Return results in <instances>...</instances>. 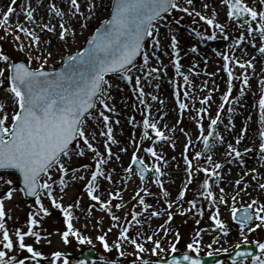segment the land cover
<instances>
[{
	"label": "snow or ice",
	"instance_id": "6c2138e0",
	"mask_svg": "<svg viewBox=\"0 0 264 264\" xmlns=\"http://www.w3.org/2000/svg\"><path fill=\"white\" fill-rule=\"evenodd\" d=\"M38 2V0H37ZM65 2L67 7H64ZM12 5L16 4V0H11ZM188 5L193 4V0H185ZM227 6V16L230 19L239 18L240 26L246 27V33L240 32L239 36L232 41L230 50H235L237 46H243L242 42L247 41L249 45L258 49L260 55L264 57V0H258L257 7H252L246 0H223ZM96 7L94 3L89 2L87 5L88 11ZM43 11L40 14V19H37L38 9L31 6L22 7L21 11L24 14L25 20H17L14 26H10L9 21L11 15L14 13V7L8 6L6 11H3L0 16V27H3L7 32L11 33L17 41L16 47L23 51L26 47L31 49L33 47H40L43 42V34L51 32L58 36V39L66 42L69 35L74 36L76 31V24L79 23L81 17L88 20L90 16L82 11V4L80 0H52L51 3L40 5ZM174 9H179L184 13H192L198 16L200 20L206 21L208 26L214 30L207 35V40H213L217 36L215 29L224 33V38L228 39L225 33V25L219 23L213 16L208 17L196 11L194 8L183 7L180 0H113L110 6V18L103 21L101 27L95 30L87 40V47H82L75 53L69 54L64 58V67L59 69L46 70L44 65L47 63V57L36 56L33 57L31 53L28 57V62H13V57L0 50V62L3 66L0 67V85H4L3 91L11 94V104L8 105L12 109L11 115L6 109L4 103H0V169L13 170V174L18 173L17 179L20 180L23 187L19 189L24 195L35 198V203L32 205L33 211H29L27 216V230L24 231L20 227L10 228L7 224L6 217L9 215L5 207V199L0 197V264H41V259L45 253L36 248L35 244L42 240V229L37 226L40 225V219L37 217H47L50 215V210L45 206L42 196H46L51 200L52 205L56 209H60L63 215V222L66 225V230L61 233L62 240L65 244L69 243V237H74L80 244H92L89 236L84 235L80 229H77L74 224L75 209L80 208L83 213L85 209L81 207V201L77 200L75 203L63 204L58 200L54 194V185L57 183L61 186L60 191L64 192L67 186L65 179L66 175L71 172L72 179H84L83 176H78L77 173L83 169L90 173V178L84 185L86 194L93 202H99V208L104 209L107 213H111L110 220L113 222L108 231L112 227H119L118 237L113 244H110L106 239L107 232L100 234L96 239L102 244L105 252H111L115 249L120 257L129 255L124 250V244L128 243L135 248L134 259L131 264H153L150 259H145L142 253L150 251L155 257L154 264H161L159 258L160 252H165L170 255L177 251V242L181 236L178 230L175 231V241L170 242L169 249L162 247V241L156 239L154 235L147 234L145 229V221L140 217L139 211H134L131 214V222H135L140 226L136 231L135 236L129 235L130 226L120 227L121 218L112 213V199L120 196V189L109 193V199L103 200L98 190L101 187V179L113 181L112 173L107 171L109 164L121 160L120 153L127 151L126 147H119L120 141L115 138L114 124L119 125L121 121L113 118L110 115L115 113L119 115L115 104H110L108 101L113 99L110 89L111 83L106 79L108 73L119 72L123 74V80L132 83L133 76L131 68L136 67V59L142 55L143 63L139 70L144 72L145 68H149V62L152 57H155L160 67H151L149 71L144 72V80H152L155 76L159 78L161 73L166 71L168 65H164L161 57L157 55V50H161V39L159 38L158 24L161 22L164 14L173 12ZM49 16L51 19L45 20L44 17ZM53 21H56L53 23ZM75 21V22H74ZM32 25L29 27L28 25ZM57 24L59 25V32L57 33ZM81 27H86V24H81ZM39 29V31H37ZM155 33V34H154ZM259 36V43L250 39L252 34ZM29 43L26 45L22 41V35ZM196 36L202 37L204 33L200 31L195 32ZM146 38H151L152 52L151 55L145 49ZM50 43V39L47 41ZM178 37L172 30L170 37L171 66L175 69V74L182 77L188 89L194 88L190 81V76L182 71V64L180 62L181 49L178 47ZM191 52H197V47L193 45ZM51 55V52L48 53ZM222 56L224 61L223 71L228 76L227 91L222 95V101L218 105L215 117H210V122L207 124V133L205 134V127L202 123L203 117L201 113H208L209 108L202 106L197 110L196 123L199 129L197 140L203 141L205 149H209L211 144L210 137H217L221 144L224 143V137L216 131V126L222 123L221 110L225 109L228 102L230 104V94L233 92V81L239 80L241 82L240 94L243 96L245 90L250 86L248 69H254V60H242L230 56L227 52L218 53ZM33 59L42 60L39 67L33 68L31 66ZM236 65L239 66V74H237ZM192 71L195 72V65L191 66ZM220 69H217L219 72ZM198 74V73H197ZM208 75H215V73H208ZM155 83V81H153ZM260 95L258 98L259 110V130L258 136L260 143L258 145L259 158L264 161V77L260 79ZM155 87L159 88V83H155ZM207 88V82L202 85ZM216 87L208 89V94L200 97L201 105H207L212 99V93ZM134 92L138 94V100L145 108L151 106L147 104L144 99L145 95L151 97L153 101L162 100L157 95L152 93H145L142 85V77L137 75L135 77ZM180 91L175 92L176 103L179 110L189 108V104L185 99H180ZM183 97L186 99L195 100L197 97L191 95L189 90L183 91ZM237 103L239 100L237 99ZM101 105L102 109L98 110L97 105ZM107 110V113L104 111ZM237 109L234 106H229L227 112L228 124L226 129L234 128L232 113ZM98 112V115H97ZM91 117L96 119L101 126L98 135L106 137L102 144L104 152L100 151L97 141V133H89V124L86 118ZM99 118H102L100 120ZM247 119L251 120V116ZM10 120V124L8 121ZM129 123L135 129L134 119H130ZM159 120L152 119L150 114H145L142 119V135L140 139H151L153 144L156 141H169L171 138L166 135L165 131L159 127ZM179 123V121H177ZM167 125H165V128ZM150 130V131H149ZM249 130L246 124L241 129V133L236 136V144L238 145L245 137L244 133ZM183 131V129H181ZM151 133H154V138ZM133 135L135 132L133 131ZM82 141V143H81ZM96 141V143H94ZM134 147L137 151L140 150L141 145L133 141ZM75 144V146H73ZM192 140L189 136L188 142L184 144V152L181 154L185 167L186 180L184 187L178 193L175 201L167 199L168 191L164 190V182L161 177L166 173L162 170V166L157 161L162 162L163 165H168V160L165 159L162 152L157 151L154 146H148L144 151L153 158V162L149 165L145 163L144 157L138 156L137 151H133L131 155V162L124 169L128 175L133 174V165H138V173L141 184L144 185L141 189L136 191V199L139 201L144 209H152V205L146 202L145 197L153 195L149 187L144 183L146 173L151 168L154 170V182L162 190V195L165 198L164 203L167 205L166 209L162 211L152 210L148 216V221L153 217H159L166 213L167 220L164 225H161L164 236L173 231L171 227L167 226L173 220L174 212L170 211L175 204L179 214H190L195 218L196 225L201 224L198 217L204 216V209L198 206L196 199L188 200L189 207H181L179 202L185 198L188 185L192 183L194 173L203 172L205 178L200 184V189L197 196L203 197L209 208L215 210L209 216V219L214 221L212 227L221 234L227 235L230 229L226 222L220 218L219 205H228V199L224 187L219 188L220 195L217 197L213 190V184L219 186L224 179L223 168L224 161L213 162L211 155L207 156L205 164L194 165L193 159L188 155L189 145ZM113 145L117 146V151H113ZM175 147V144H172ZM228 151L225 153L227 163L238 162L239 165L246 166V157L249 154H254L251 148H245L242 151L238 150L232 143L227 144ZM91 152V159L94 162V168L90 164H81L79 168L71 167L72 158L84 157L87 152ZM203 153L201 151L195 152V159L200 160ZM67 158V159H65ZM175 160V157L172 158ZM53 171L59 174L58 180H53ZM230 171V169H229ZM248 172L254 173L251 179L256 181L257 187L264 190V182H260V174L254 166L248 169ZM244 172L243 176L235 180L236 185H240L244 177L248 175ZM45 177H47L45 179ZM215 177L213 181L211 178ZM6 174H0V182H5ZM7 188L6 198L11 199L14 192L17 190L11 185L12 179L6 180ZM249 184L245 181L244 187L240 190L247 189ZM141 192L143 194H141ZM236 192L231 197V219L237 222L239 226V234L243 238V243H250L247 236L244 234L252 232L255 229L264 226V202L259 199H252L246 205L237 207L236 197L239 195ZM95 205L89 204L87 212L91 214ZM115 208L122 207L121 204H115ZM259 223H255V222ZM131 222L126 221L129 225ZM88 221H85L87 224ZM100 221L94 224V227L100 225ZM205 231L204 228H197L193 234L196 239L187 244V249L182 256L171 255L165 264H201L199 258L201 234ZM51 233H46L50 236ZM15 237V239L13 238ZM26 237L34 238V243H26ZM152 242L153 247L149 250L146 248L147 242ZM50 243V240L48 241ZM260 249L259 254H253L250 257L251 264H264V242L253 241ZM211 248V244L208 246ZM239 247V244L236 245ZM22 254L25 250L29 256L13 254L9 252ZM219 251V250H218ZM226 251V249H224ZM195 253L196 255H193ZM209 252L208 255H212ZM237 256H246L247 252H237ZM104 260V256L100 257ZM235 260V258H234ZM69 264L66 254L62 251H53L50 254L49 264ZM79 264H86V262H79ZM105 264H117L116 260H106Z\"/></svg>",
	"mask_w": 264,
	"mask_h": 264
},
{
	"label": "rangeland",
	"instance_id": "374dc122",
	"mask_svg": "<svg viewBox=\"0 0 264 264\" xmlns=\"http://www.w3.org/2000/svg\"><path fill=\"white\" fill-rule=\"evenodd\" d=\"M81 4L83 7H86L85 10L82 9V11L85 12V14H89V13H93L96 12V15H92L90 16V18L86 21V27L87 30H89V33L87 34V36L84 38L83 42L81 44H68V45H61L60 47L55 48L54 50H50L51 55H43L38 48H25L23 51L19 50L16 47L17 41H15L13 35L9 32H7L6 29H4L3 27H0V50L4 51L6 54H10L11 57H13V62L15 61H21V62H28V57L29 54L31 53V55L33 57L36 56H41V57H47V63L44 65L45 69H55L57 68L60 63L61 60L69 55L72 54L76 51H78L80 48H82L86 42V38L91 36L92 33L100 26L101 21L105 20L106 18H109V10H110V6H111V1L112 0H80ZM194 1V0H193ZM94 3L96 5V7H94L91 12L88 11L87 5L88 3ZM247 3H249L250 6L255 7L254 4L252 3V0H246ZM66 3V2H65ZM180 3L183 7H189L188 4L185 3V0H180ZM217 4L220 8V12H219V17L226 15L227 16V6L223 3V0H217ZM66 7L68 6L67 3L65 4ZM201 14L211 17L213 16V14H209L205 12V9H201L198 10ZM217 17V16H215ZM159 28V38L161 39V50H157V55H159L163 61L164 65H168V69L171 70V63H170V56L167 53H171V49L170 47H168V45H170V37L172 34V30L174 29V32H176L177 29H186L189 30L190 32L186 33V35L192 36L196 39V41L200 42L201 44H212L217 51L212 52L208 58L209 60L213 61L215 58H219L221 61H223L222 56L218 55V53H225L227 52L230 56H233L234 58H238L240 59L238 56L239 55H235V52H237V47L235 48V50H230V45L232 44V41L237 38L240 34V32H245L246 31V27H242L240 26L239 22H235L234 19H230L228 17V24L227 27L225 28V33H227L228 35V39L224 38V33L220 36V38L218 37V35L216 36V38H218V40L211 42L210 40H207L206 36L211 34V32L213 31V28L211 26H208L206 21H202L199 19L198 16H195L194 13H192L191 15L189 13H184L182 11H180L179 9H174L173 12L169 13L168 15L164 16L161 20V22L157 25ZM196 31H200L202 33H204L203 38L196 36L195 32ZM155 34V33H154ZM22 35V34H21ZM254 36H258L255 33L252 34V37H250V39H253ZM259 37V36H258ZM22 41H24V37L22 35ZM257 43H259V39L257 41ZM152 41L151 38H147L146 43H145V49L146 51L149 52V54L151 55L152 52ZM258 55L260 56V59L262 60V68L259 70V73L257 75L256 80H252L250 81V86L245 90V93L247 95H250L251 98L255 101L252 104V109L253 112H255V116L257 117V123L254 127V131L256 134V140L253 144V152L257 151L258 153V158H259V149H258V145L260 143L259 140V136H258V130L260 127L259 124V110H258V98L260 95V79L262 77H264V57H262L260 55V53H258ZM42 60H36L33 59L31 66L33 68L39 67L40 64L42 63ZM143 63V57L142 55L139 56V58L136 61V67H132L131 68V74L133 76V81L132 83H128L127 81L123 80V74H121L120 76L117 77H109L106 78L112 85V88L110 89L111 95L113 97V99L111 101H108L110 104H115V107L117 109V112L119 113V117L122 121H124L127 125V127L129 128V126H131L133 128V125L129 123L130 119H134L135 121V128H137L140 131V135H139V139L137 141V144H140V150L137 151V149L133 150L132 149V143L130 141V137H127V130L124 128L122 129V136L120 137H116V139L118 141H120V146L121 147H126L131 150V153L129 155H127L124 158V167L120 168V167H116L114 165H112L109 169H107V171L112 173L113 176V181H115V186L120 185L119 187L122 189L121 194L116 198L112 199V205L113 204H124V206H122L121 208L117 209H113L112 213H115L116 215H118L121 220H120V227H127L128 223H126V221L130 222V218H131V214L140 209L139 206V201L138 199H136V191L137 189H141L144 185L141 184L140 178L138 177V174L136 172V170L133 169V174L132 175H128L124 172V169L127 167V165L131 162V155L133 151H137V155L144 157L145 159V163L147 164H151L153 162V158L148 154H145L144 149L148 146L152 145V140L151 139H145V140H141L140 137L142 135V131H143V127H142V119L143 116L145 115L144 113V109L145 107L143 105H141L139 103L138 100V94L134 92V83H135V77L137 75H140L142 77V84L143 83H147L151 80H144V72L149 71V68L151 67H160L161 65H159L157 63V60L155 57H152L150 59L149 62V68H145L144 72H141L139 70L140 65ZM224 63V61H223ZM3 66V62H0V67ZM236 70H237V74H239V66L236 65ZM225 73V72H224ZM251 73V69H248V74ZM225 76L228 78L227 74L225 73ZM155 77V76H154ZM153 77V78H154ZM234 87H233V92L230 94V105L233 106L236 102L237 99H239L240 96V88H241V82L239 80H235L233 81ZM5 86L4 85H0V103H4L6 106V109L9 113V116L11 115V111L12 109L10 107H8L9 104H11V94L7 93L5 91H3V88ZM179 90V84L178 82L175 81L174 78H172L170 80V94L173 96V100L171 102V105L174 107V112H176L178 110V105L176 103V96H175V92ZM153 92H157V88L153 90ZM226 103V102H225ZM228 103V102H227ZM229 105V103L227 104ZM226 105L225 109L221 110V117L223 116L225 119L228 118L229 113L227 112V108L228 106ZM98 110L102 109L101 105H97ZM218 109V108H217ZM107 113V110H104ZM112 114V113H111ZM110 114V115H111ZM98 115V112H97ZM184 116V114H183ZM100 120H102V118H99ZM174 119L176 120V125L173 129V132H175L180 139L183 141V144L188 142L189 136L192 140V144L189 145V149H188V155L190 158L193 159L194 165H198V164H205L207 162V156L210 152V150L213 148V143L215 141V139L217 137L214 136L212 142H211V149L209 150V152L199 161H197L195 159V152L196 151H201L202 146H203V141L201 140H197V136L199 135V129L195 120V124H191L190 121H188L187 118L184 117V119H179L177 116L174 115ZM177 121H179V123H177ZM86 122L87 124L90 125V127L88 128V132L91 134L93 132L97 133V141H100L99 144V148L101 152H104V148H103V144L102 141L103 139H106V137H100L98 135L99 131L101 130V126L98 123V121L96 119H93L91 117L86 118ZM8 123L10 124V120L8 121ZM126 127V128H127ZM205 127V134L207 133V124L204 125ZM181 129H183V131H181ZM217 129V128H216ZM185 130H188V135H186L184 132ZM152 137L154 138V133H151ZM82 143V141H81ZM94 143H96V141H94ZM195 144H198V147L196 149ZM75 146V144L73 145ZM228 151V149H226L223 153H222V158L224 161H227V158L225 157V153ZM184 152V147L181 149V153ZM92 153L89 151L86 153V155L84 157H73L72 161H71V167L73 168H79L81 164H90L93 166L94 168V162L91 159ZM67 159V158H65ZM157 163H160L159 161H157ZM182 163L184 165V168L186 167V165L184 164V161L182 159ZM162 166V170L167 173V171H169V169H165ZM258 167H263L264 168V161H261L259 158V164ZM154 171V170H153ZM149 173H152V169H149ZM0 174H6V179L5 182H0V188H4L7 189L9 187V185H7L6 180L7 179H12L13 180V184L11 185V187L17 189L14 192V195L12 196L11 199H7L6 195L2 196V198L5 199V207L6 210H8L9 215L6 217L7 220V224L9 225L10 228H15V227H20L22 228L24 231L27 230V214L29 211H33L34 209L32 208V205H34L35 200L33 201H27L23 198L21 191H19V189L17 188V178L16 175L13 173H0ZM78 176H83L84 179H77V180H73L72 177V173L69 172L66 175V180L68 179V196L67 199H63L60 200V202H62L63 204L67 205L68 203H75L77 200H80L82 205L81 207L85 208V210L87 211V206L89 204L92 205H98L99 202H93L90 200V198L88 197V200L84 197H82V195L80 194L81 188H79L78 185H76L77 181L81 180L83 183H87V179L90 178V173L85 172L83 169H81L80 172L77 173ZM184 175L186 176L185 170H184ZM47 177H45L46 179ZM53 180H58L59 179V174L56 173L55 171H53ZM164 178L165 176L161 177V179L164 182ZM205 178V174L201 171V172H197L194 173L193 176V181H197V182H202L203 179ZM70 179V180H69ZM105 182H108L107 179H105ZM150 189V192L153 195H157L160 196L162 194V190L161 188L155 184L154 180L149 178L146 182H144ZM55 187H59V184L57 183L56 185H54ZM112 190V189H111ZM190 190V186L187 188V191ZM115 192V191H114ZM197 192L194 194V199L197 200L198 202V206L204 209L205 204L202 201V198L197 196ZM141 194H143L141 192ZM1 197V196H0ZM147 197V196H146ZM260 201H263L264 199V190H260L259 189V197L257 198ZM42 200L43 203L45 204L46 207L49 208L50 210V215H48L47 217H37L38 219H40V225L37 226L38 228H42L46 223L47 219H50L51 222L53 223V225L51 226L52 228L60 231V230H66V225L63 222V215H62V211L60 209H56L51 202H49V200L46 199L45 196H42ZM250 201L246 202V203H240L237 202V207H239L240 205H246L248 204ZM13 203H16L15 205ZM160 204V203H159ZM85 205V206H84ZM230 205H231V200L228 201V213H226V217L230 220L232 225H235L236 227H239L237 224H235V222L231 219V211H230ZM212 212L215 210V208H212ZM81 212V209H76L75 210V215H78V213ZM221 212V211H220ZM89 214V213H88ZM110 215L111 213H107L106 211H96L92 210L91 214H89V219L88 218H80L79 222L76 224L77 229H80L81 232L86 235L89 236L92 240V244H80L78 243V241L74 238L71 237L69 238V243L65 244L63 242V240L61 239L60 244L62 246V248L59 251H62L66 254V257L68 256H76L77 254H79L82 250H92L98 257L96 260L92 261L89 259L86 260H79V259H68L69 260V264H79V262L83 261L86 262V264H105L104 262L106 260H116L117 264H131V261L135 258L134 257V253H135V248L134 246L125 249V251L127 253H129V255H126L125 257H120L117 253V251L115 249H113L111 252H105V250L102 247V244L96 239V237L100 234H103V232H107V234H109V237L112 239L113 243L115 242V240L118 237V232L120 230L119 227H112V230L109 232L108 229L111 226V224L113 223L110 220ZM211 215V211L209 210H205L204 209V216L203 217H198L201 220V224L199 225V227L204 228L206 232H208L210 235H218L219 232L216 231L213 227H209L208 224L210 222H213L212 220L209 219V216ZM225 216H221L220 218L222 220H226ZM107 218L109 219L110 222H107ZM88 221L87 224H85V221ZM97 220H99L101 223L98 227H94L93 225L97 223ZM166 221L167 220V216L166 213L162 212V217L159 219L158 221ZM173 223H175V226L172 227L171 229L173 231L169 232L167 237L164 236L163 231H160L159 235L157 237H155L156 239H160L162 241V247L164 249H169L170 247V242H176L175 241V231L179 230V223L178 221H174L172 220ZM255 223H259L258 221ZM246 230V229H245ZM260 229L257 228L256 230L253 231L254 234L259 233ZM191 235V234H190ZM181 236V233H180ZM13 238L15 239V237L13 236ZM33 239L34 238H29L26 237V243H33ZM107 239V236H106ZM248 241L250 243L247 244H253L256 245V247L258 248L256 243H252L253 241H255V239L253 238V236L250 238H248ZM182 241L181 239L177 242V251L175 253H171L172 255H177L179 252L184 251L185 248H183L182 246ZM239 244V246L241 245H245V243H243V241H240L239 243L234 244L232 247H230L228 250L223 251V252H217V253H213L214 254H228L230 251H232L236 245ZM153 247V243L152 242H147L146 243V248L147 249H151ZM200 253H199V257H204L207 256L209 252H211L209 250V247L206 246V244H203L200 246ZM13 254H18L20 255V258H22L23 256H29L30 254L26 252V250L22 253L19 254L18 250L17 253H13V252H9V255H13ZM170 254V255H171ZM193 255H196L195 253H192ZM256 254H259V248H258V252ZM104 256V260H101L100 257ZM142 256L145 259H150L153 261H155V257L152 256V253L150 251H145L144 253H142ZM168 254H166L165 252H160L159 253V258L162 257H167ZM41 259V264H49L50 262V256L49 255H44V257L40 258ZM59 264H62V261L59 262ZM215 264H251L250 258L246 259V260H240L237 262H231L227 259H223Z\"/></svg>",
	"mask_w": 264,
	"mask_h": 264
},
{
	"label": "bare ground",
	"instance_id": "6f19581e",
	"mask_svg": "<svg viewBox=\"0 0 264 264\" xmlns=\"http://www.w3.org/2000/svg\"><path fill=\"white\" fill-rule=\"evenodd\" d=\"M52 0H16V4L12 5L11 0H0V16H2L3 11L7 10L8 6L14 7V13L11 15L9 24L10 26H14L16 21H24L25 17L23 12L21 11L22 7L24 6H31L32 8L38 9L36 15L37 19H40V14L43 11V9L40 8V5H43L45 3H51ZM81 3V1H80ZM252 3L255 7H257L258 0H252ZM66 4V3H65ZM64 4V7L66 5ZM264 7V6H261ZM86 7L82 6V9L85 10ZM189 8H194L196 11L205 9L206 13L213 14L215 13V19L217 22L225 25V28L228 24V17L226 15H223L219 17L220 8L217 4V0H194L192 5H189ZM96 12L87 14L88 16L96 15ZM45 20L51 19L49 16L44 17ZM87 20H84L83 17H81L78 24H76V31L75 35H69L67 37V41H61L58 39V36L51 32H45L43 34V42L40 47L38 48L39 51L43 55H48L50 50H54L57 47H60L61 45H68V44H81L84 40V38L89 33V30L85 27H81V24H86ZM56 21H53L55 23ZM75 22V21H74ZM29 27H32V25H28ZM214 30V29H213ZM39 31V29H37ZM217 32L218 37L223 34L218 29H215ZM59 32V25L57 24V33ZM190 32L189 30H182L177 29L176 32H174L178 37V47L181 49L180 57H181V64H182V71L190 76V81L194 85V88L188 89L185 85L183 78L178 77L175 74L174 67L169 70L166 68V71L164 73H161L159 78L154 77L151 81L147 83H143V87L145 89V93H152L153 95H157L160 100L163 101L161 104L159 101H153L150 96L145 95L144 99L146 100L147 104L150 105V108H145L144 113L150 114V117L152 119L159 120V127L165 131L166 135H168L171 139L169 141H156L155 144L152 145L156 148L157 151L162 152L165 159L168 160V165H163L162 162H160L161 165L165 169H169L167 171L165 178H164V190L168 191L169 196L167 199L175 201L179 191L181 188L184 187L185 183H187L186 176L184 175V165L182 163V153L181 149L184 147L183 141L180 139V137L173 132V129L176 125V120L174 119V115L177 116L179 119L187 118L188 121L191 122V124H195V118L197 115V110L201 108L202 106L208 107L209 112L208 113H201V116L203 117L202 123L204 125L208 124L210 122V117H215L218 105L223 102L222 101V95L224 92L227 91V82L228 78L225 76V73L223 71V61H221L219 58H215L213 61L209 60L208 56L214 52L217 51V49L210 43L208 45L201 44L200 42L196 41V39L192 36L186 35V33ZM244 32V31H243ZM246 33V31H245ZM23 35V34H22ZM90 37V36H89ZM87 37V38H89ZM86 38V39H87ZM50 39V43L47 41ZM259 37L254 36L253 40L256 42L258 41ZM218 40V38H215L213 40H210L214 43V41ZM26 45L29 43V41L24 38L23 41ZM215 44V43H214ZM195 45L197 47V52L192 53L191 47ZM243 46H237V52H235V55H239L238 57L242 60H254V69H251V73L249 74V80L252 81L253 79L256 80L257 75L259 73V70L262 68V60L260 59V56L258 55L259 51L257 48H255L252 45H249L247 41L242 42ZM195 65V72L192 71V67ZM217 69H220L219 72H217ZM198 73V74H197ZM208 73H215V75H208ZM174 78L176 82L179 84V91L181 93L180 99H185V101L189 104V108L183 110H178L174 112V107L171 105V102L173 100V96L170 94V80ZM159 83V88L157 89V92H153L155 87V83ZM204 82H207V88H203L202 85ZM216 87V90L212 93V99L208 102L207 105H201L200 103V97H203L204 95L208 94V89ZM189 90L191 95L194 97H197L195 100L186 99L183 97V91ZM239 103H235L233 106L237 109L235 113H232L233 117V124L234 128L226 129L225 125L228 124V118L221 117L222 123H219L216 126V131H219L223 137H224V143L221 144L219 142L213 143V148L210 150L209 155L212 156L213 162L217 161H224L222 158V153L227 149V144L232 143L235 147L238 148V150H243L245 148H251L253 150V144L256 140V134L254 131V127L257 123L256 120V114L253 112L252 104L255 102L250 95H247L245 92L243 96H239ZM231 102V101H230ZM228 104L227 102L225 103ZM144 106V105H143ZM228 107L231 106L230 104L227 105ZM145 107V106H144ZM184 114V116H183ZM230 115V114H229ZM113 118V122L116 119H119L121 123L119 125L114 124V135L115 138L118 136H122V129H126L128 134L127 137H130V141L132 143V149L135 150L133 141L137 143L140 135V131L135 128L133 129L131 126L129 128L127 127L126 123L122 121L119 117V115H116L115 113L111 114ZM249 116H251V120L247 119ZM229 117V116H228ZM248 125L249 130H247L244 133V139L237 145L236 144V136L241 133V129L244 128L245 125ZM165 125L167 127L165 128ZM127 127V128H126ZM133 131L135 132V135H133ZM150 131V130H149ZM215 141H218V138L215 139ZM172 144H175V147H172ZM194 146L196 149L198 147V144L194 143ZM113 151H117V146L113 145ZM119 147H121L119 145ZM104 150V149H103ZM131 153V150L129 147L127 148V151L124 153H120L121 160L115 161L108 165L107 169H109L112 165L116 167H124V158ZM254 154H249L246 157V166L245 165H239L238 162L235 163H227V161H224L225 166L223 168V174L224 179L221 181V184L219 186L213 184V190L216 193V196L218 197L220 195L219 188L224 187L226 198L228 201L231 200V197L236 192H239L240 194L236 197L237 202L240 203H246L248 201H251L252 199H257L259 197V188L257 187L256 181H253L251 179L252 175L254 173L248 172V169H251L252 167L257 168V172L260 174V182H264V168L258 167L259 164V158H258V152L254 151ZM146 155H148L145 152ZM175 157V160L172 158ZM230 169V171H229ZM244 172H248V175L244 177V180L241 182L240 185L235 184V180L239 179L241 176H243ZM66 179V178H65ZM213 181L215 180V177L211 178ZM70 180V179H69ZM68 183V179L66 180ZM247 182L249 184V187L247 189H244L243 191H240L244 187V182ZM86 183H83L81 180L77 181L76 185L81 188L80 194L82 197L86 198L88 200L86 189L84 188V185ZM115 181H109L105 182V179H101V187L98 190V194L101 195L103 200L109 199V193L114 192L117 189H120V194L122 189L118 186H115ZM200 182L192 181L190 186V190H186L185 198L179 202L181 207L187 208L189 205L187 204L188 200L194 199V194L196 191L200 189ZM60 185L59 187L54 186V194L57 196L58 200L67 199L68 196V184L64 188V192L60 191ZM112 189V190H111ZM46 197V196H45ZM116 198V197H114ZM119 198V197H118ZM202 201L205 204L204 209L209 210L212 213V208H209L207 201L203 198ZM49 202L51 200L46 197ZM146 202L150 205H152V209L146 210L141 205L139 210L140 217L145 221V229L147 230V234H152L154 237H157L162 231L160 228L161 225L165 224V221H158L159 217H153L150 221H148V216L150 215V211L156 210V211H162L163 209L167 208V205L164 203L165 198L161 194L160 196L157 195H151L145 197ZM264 202V199L263 201ZM160 203V204H159ZM14 205L16 203H13ZM124 206V204H121ZM81 206L82 203H81ZM85 206V205H84ZM115 204H113L112 211L115 209ZM79 209V208H76ZM75 209V210H76ZM85 209V208H84ZM94 210L96 211H104V209L99 208V204L94 207ZM220 217L225 216L226 213H228V206L221 204L219 205ZM170 211L174 212V221H178L179 223V230L181 233V241L182 246L187 249V244L191 242L192 240L196 239L193 232L195 229L200 228L199 225H196L195 218L193 215L190 214H179L176 205H173V208L170 209ZM88 218L89 214L85 210L83 213L80 212L78 215H74V224L77 228L76 224L79 222L80 218ZM162 215H160L161 219ZM224 220L226 222L227 227L230 229L229 233L227 235L219 233L218 235H210L208 232L204 231L201 234V245L206 244L208 247L211 244V248L209 250L212 253L217 252H223L224 249L228 250L230 247H232L234 244L239 243L240 241H243V238L239 234V227H236L235 225H232L230 220L225 216ZM107 222H110L107 218ZM131 222V218H130ZM46 224L41 228L42 229V240L40 243L35 244L34 239L33 243L34 246L40 250H42L45 255L51 254L53 251L60 250L62 248L60 241L62 239L61 233L64 230H56L52 228L51 226L53 223L50 219H47L45 222ZM130 226V233L129 235L135 236L136 231L140 229L139 225H136L135 222H131ZM127 226V227H128ZM169 227H174L175 223L172 221L169 222L167 225ZM260 232L254 234L252 232H247L245 230V235L247 236V239L253 236L255 241L258 242H264V226L259 227ZM256 230V229H255ZM46 233H51L50 236H46ZM104 233V232H103ZM191 234V235H190ZM70 238V237H69ZM50 240V243L48 242ZM107 240L110 244H113L112 239L109 237V234H107ZM200 245V246H201ZM124 250L127 248L132 247V245L125 243L124 244ZM219 250V251H218ZM186 252V251H185ZM260 252V249H259ZM105 263V262H104Z\"/></svg>",
	"mask_w": 264,
	"mask_h": 264
},
{
	"label": "water",
	"instance_id": "95a60500",
	"mask_svg": "<svg viewBox=\"0 0 264 264\" xmlns=\"http://www.w3.org/2000/svg\"><path fill=\"white\" fill-rule=\"evenodd\" d=\"M164 15H166V14H164ZM163 15V16H164ZM236 21H239V18H237V19H235ZM103 24V21L101 22V24H100V27H101V25ZM95 33V32H94ZM84 47H87V43L85 44V46ZM139 57V56H138ZM137 57V58H138ZM64 58H66V57H64ZM64 58H63V60H62V63H61V65H60V67H58L57 69H59V68H62V67H64ZM137 60V59H136ZM16 63H19V62H16ZM118 74H120L119 72H114V73H108L106 76H109V77H111V76H116V75H118ZM212 137H210L209 138V142H210V139H211ZM208 150L209 149H203V155H202V157L208 152ZM133 167L135 168V169H138V165H133ZM3 171H11V172H13V170H3V169H0V172H3ZM139 174V173H138ZM16 175L18 176V173H16ZM148 176V173H146V176H145V179H146V177ZM18 187L21 189L22 187H23V185H22V183L20 182V180H19V183H18ZM1 192H2V194H5L7 191L6 190H1ZM23 196L26 198V199H28V200H31V199H35L34 197H31V196H26V195H24L23 194ZM237 223V222H236ZM237 252H247L248 253V255H246V256H237L236 255V253ZM256 253V249L254 248V247H245V248H238L237 249V251L236 252H234V253H231L230 255H228V256H226L228 259H230V260H234V258H235V260H238V259H240V258H246V257H248V256H251V255H253V254H255ZM182 256V255H181ZM224 256H215V257H207V258H204V259H201V264H212V263H214V262H216V261H218V260H220L221 258H223ZM76 258H79V259H85V258H89V259H95V255L92 253V252H89V251H84V252H82L80 255H78V256H76ZM168 259H170V257L168 258ZM168 259H166V260H161V264H165V262L168 260ZM234 260V261H235Z\"/></svg>",
	"mask_w": 264,
	"mask_h": 264
}]
</instances>
